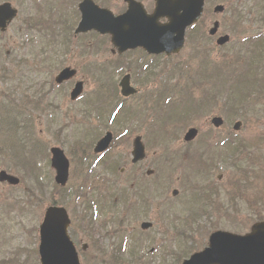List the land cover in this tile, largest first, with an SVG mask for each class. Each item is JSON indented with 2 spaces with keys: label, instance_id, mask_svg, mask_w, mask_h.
<instances>
[{
  "label": "rangeland",
  "instance_id": "rangeland-1",
  "mask_svg": "<svg viewBox=\"0 0 264 264\" xmlns=\"http://www.w3.org/2000/svg\"><path fill=\"white\" fill-rule=\"evenodd\" d=\"M104 1L106 4L111 5L110 8L115 13H118L123 7H125L124 0ZM8 2H11L14 7L18 8L19 15L23 18L26 16L34 17L35 15H41L45 19H51L50 25L53 27L52 29H57V34H66L70 38V42L68 41L64 44L61 42L62 37L59 40L57 39L58 42L53 47V49L46 53L42 50V41L46 39L45 37L40 36L39 38L29 39L28 37L23 36L22 38H19L21 37V34L18 33L20 24L18 20L9 26L5 33H0V46H3L5 51H8L9 55H12V57L15 56L16 60L23 58L26 59L27 67L29 68V70H26L23 66L15 68L10 65V69H12L16 76H20L21 73L23 75L21 77L13 78V81L7 84L0 82V101L6 97V93H9L8 91L10 89L14 91V97L12 98L13 100L19 99L22 94L32 96L34 95L35 91L40 88H42L43 91H47L50 88V82L53 81L55 75L62 68L71 67L77 70V75L71 82L63 85L60 88H55L52 90V95H48L46 98V102H52L53 100L54 104L59 106V109L55 111L51 110L48 112L49 115L46 116L42 115L41 112H34L35 114L33 113V129L38 135V146L40 144V148L42 150L49 151L50 147L58 146L64 150L65 154L71 161V150L69 145L70 141H72L74 138H77L78 136L85 137V133H87L89 129L97 127L98 130L96 136L93 138L94 141L92 143V145H95V142L100 139L106 131L112 132L113 135L119 134L122 131L119 128L120 122L126 125L129 124L128 122L131 123L127 126L128 132L123 137L126 139V143L123 145H113L112 150L109 151L105 157V159L111 157L112 160L119 162L116 173L112 174L109 171L102 170L101 166L95 162L96 159H89V162L96 163L94 173H97L98 175L102 174V177L107 178L110 181V198L108 197V203H105L104 212L98 215L99 222L106 220V228L102 229V234L119 228L121 236L122 234H127L125 240L130 250H132L133 247L131 246H133L136 241L138 242V247L140 248L141 243L145 252L153 249L150 251L151 258H147L152 259V264H178L176 263L177 261L175 257L172 255L167 257V260H164L162 248H160V250L157 249V247L162 244V246L164 245L163 247L165 248L168 246L173 252L178 251L179 249L176 248V246L178 247L179 242L176 241V246L174 245V247H171L173 244L171 241L172 238H174V234L176 232L179 233L178 235L185 233L187 236L184 238H186L188 243L192 242L189 240V237H193V244L194 247H196L195 249L201 250L204 246H206L208 236L211 232H213V230L222 229L233 233L244 234L249 231L250 226L254 223V220L258 216L264 217L262 201L264 195L260 194L257 190L251 189V185H246V187H248L244 193H241L240 196L237 195L232 198L233 200L231 202L228 201V196L226 194L225 188L223 189V186H225L226 182L231 179L233 171L235 170H231L229 165L217 161V166L214 172L211 173L212 170H210L208 175L206 174L207 176L205 177L203 176L205 173H198L194 166L189 171L187 169L183 170L182 167L185 168V166H181L180 163L181 160H183L182 164H184L190 156L189 153H192L194 149L199 147V142L205 133H210L212 137L217 140L231 132L234 135H238L236 137L237 140L242 141H248L247 139L249 137H261L260 146L258 148L260 150L255 152H260L259 155L260 159L262 160L260 166H264L263 98L259 104L254 106V110L252 112L236 110L232 117H229V115L226 117L224 116L225 112L223 108L222 96L223 90L221 86H210L208 81L211 79V77L209 76L204 77L203 79L205 80H202L201 78L203 85H207L206 87L209 89L207 93H210L213 96L214 94L216 95L214 96V101L211 99L208 100L213 101L211 108L201 117L196 115L190 120V123H188L187 126L182 129L177 123L174 122V114L176 112H171L170 114L166 115L167 117L160 123V127H156L153 133L155 134L156 130L161 131V129L164 127V131L166 133L168 131V133L171 134L173 133V128L175 129L178 126V132L176 133L174 142L169 146H166L168 143H165V146H160L154 144L151 137L148 138V147H150V149L148 150L146 161L140 165V167L137 166L132 168L129 165L132 140L135 136L140 135L146 142L145 139L147 138L146 132L148 128L145 127L144 124L147 122L150 124L155 115L152 117L150 113L151 111H149V105L147 104H149L150 101H147L145 105H142L147 106L145 109L141 108L143 109L141 115H138L134 118L131 117V119H128L127 115H124V119H122V121L121 117H116L113 122H109L108 128L103 126V124L98 121L99 119L96 118L98 113L97 110H93L89 113V115H85L84 108L88 105V99L92 95L93 91L98 90L97 83L92 78L94 73L89 70L90 66L95 62L103 63L105 61L111 60L115 55L111 53L112 47L109 44L104 46L101 51L96 49V52H94L96 37H98L97 35H94L93 37L92 35L88 34L85 36H79V38L73 36V30L79 21V13L77 17L75 14L76 5L79 1L76 0L75 2L70 3L67 9H63V4L58 0H41L39 5H37L39 2L37 0H8ZM141 2L148 8V10L153 7V2H151V0H142ZM217 2L219 3V1H215L216 4ZM232 2L233 3L230 7L227 4L222 3L225 5V11L221 15H208L205 18L204 26L206 33L211 27L212 21L218 20L220 22V33L229 35L231 39V42L221 49L216 47L214 40L208 41V46L212 51L210 54L211 59L216 62L221 60L228 61L226 58H228L233 52V48L239 46L238 42L240 39L246 35H249L252 29L257 28V26L251 27L249 23H245L243 30L246 32L244 33L241 31V33L236 34L228 30L227 26L229 23V16L231 14L240 12V19L244 22L252 21L253 19L249 12V9L251 8L250 0H232ZM211 5L212 0H209L210 13H212V9L215 4L212 6ZM65 6L67 5H64V7ZM234 11L236 12L233 13ZM66 15H68L70 18L67 24L68 28L65 29L63 33L62 28L64 25H62V21ZM74 21H76L75 25ZM40 28L42 30L46 29V32L52 31V29L49 30L48 27H43V25H41ZM46 32L43 30V33ZM189 52L190 48L186 41L184 48L178 55L170 57L163 56L156 59L154 61L155 65L152 69V72L147 75V78L149 79L147 81L148 84L146 83L145 85L141 86L139 84L140 80H135L136 84L133 82L139 89V95H142L148 90H153L155 93L159 92V89L165 90V88L162 87L164 84L168 85L169 87L172 85L179 87L181 90H177L178 96L185 94L188 90L194 97L200 96L203 92H205L201 91V88H192L191 85L187 89L185 79L180 77L179 74L176 75L180 64L184 63L185 60H189ZM190 54L192 55L193 53ZM142 57L143 53L136 51V53H131L127 59L136 60L140 58L139 60L141 61L143 60ZM147 57H145L143 61H150V58L148 59ZM41 58H43L42 62L40 61ZM191 59L193 60L191 61L193 67H197L199 62L194 58ZM161 69H163V73L160 72ZM169 70L175 71V74L171 75L167 72ZM154 73L156 74L153 76ZM122 75H114L110 82L114 83L115 87H117V82ZM75 81H83L84 94L80 100L73 103L69 100V93ZM206 87L203 86V88ZM118 97L121 99L119 94ZM135 100H137V98L127 101L126 103L132 104ZM85 102L86 106L84 107ZM81 108L83 111L80 110ZM138 108L139 107H136L135 111ZM109 109L110 108L105 109L104 113L101 114V120L106 121L107 116L111 111ZM50 115L53 116L54 120H51ZM217 115L224 118V124L221 128L214 129L210 125V119ZM118 116L120 115L118 114ZM239 119L242 122V128L237 134L232 132L231 128L233 123ZM129 120H132V122ZM142 120H144L145 123H143ZM190 127H195L199 131L197 139L191 143V148L190 146L185 147L182 140L183 134ZM21 129L22 127H20V130ZM59 130H61V133L57 134ZM5 133L6 132H2V129L0 128L1 137H4V135H6ZM22 134H24V132ZM87 141H91V139H87ZM119 141L120 140H118L116 143H119ZM21 142L25 143L26 140L22 139L20 143ZM171 148L180 151L187 150L188 153H180L178 156V152H172ZM38 152H41V150L39 149ZM1 155L6 161H8L10 158L7 155L6 149L4 147H1ZM36 157L39 158L38 156ZM205 159L207 160V158ZM49 160L50 156L47 160L42 159L40 167L43 171L42 177L44 181L53 183L54 171L50 168ZM72 161L73 163L70 165L68 187H71V193L73 194L80 183V178L77 177L78 164L74 158ZM230 161L231 159H229V162ZM248 164L249 162L247 157H244L240 162V165L243 167H248ZM4 165L5 163L3 164L1 158L0 170L5 169ZM164 165L165 168L163 167ZM156 167L158 168L156 169ZM161 167L164 168L163 171L161 170ZM147 170L152 171L149 176L146 175ZM183 171H186V173ZM9 173L17 177L20 176L14 171H10ZM128 176H131V180L127 182L126 179ZM200 176H203V178ZM189 179L192 180L193 185L198 186H201L202 183H207L209 181H211L212 184L216 183L219 188H221L219 197L212 193L209 196L210 202H208L206 199L204 200V204L202 203L201 206L199 204V206H196L194 209V205L197 204L199 198L197 196H192V198H190L189 195L188 197L186 196V192H189L190 189H192L191 186H188L185 182V180ZM252 180L253 179L251 178V183ZM137 183H144L145 186H150L153 188V191L152 193L146 195L149 197V199L147 198L145 203L140 201L137 196L133 198L131 203L138 201V203L133 206V208L137 206L136 211L133 210L135 213H137L133 214V211L128 213L125 211L126 206H124V203H127V201L124 202V198L126 197V193L128 195L136 189L135 186ZM19 189L21 190L15 189L6 184H0V260L2 258L14 259L22 257L24 254V248H34L37 251L38 234L32 231V227L40 223L44 208L42 209L41 214L38 213V210H36L35 214H22L19 209L17 211L16 209L18 207H13V200L15 196L18 197L19 194H22L23 187ZM173 189H177L179 191L176 197L171 196ZM227 189L230 188L227 187ZM116 190L124 194V198L118 196L115 193ZM93 194L95 195L97 193L95 192ZM215 202L224 205V210L230 218H224L219 215L221 212L215 210ZM69 206L71 207L72 204ZM167 206L172 207V210L176 208V210L173 211L176 214L179 213L178 209H181V216L175 218L176 214L173 212L169 210L165 212L164 210L167 208ZM66 209L70 214V208L67 207ZM188 209L191 210V213L186 212ZM163 214L165 215L163 216ZM39 215L41 216L38 222ZM35 216L37 217L35 218ZM161 216H163L162 221L160 219ZM119 220H122L121 224H119ZM172 220L173 223L170 224ZM144 221L151 222L152 227L146 231H141L140 224ZM164 221H167L166 226H164ZM169 239L170 243L167 242ZM73 241L78 250L81 263L93 264L94 261L92 258L95 257V252L97 249L93 246L92 241L88 240L85 235L79 233L77 230H75ZM118 241H120L118 236L103 238L102 245L104 247L110 248L111 245L116 244ZM28 264H39L38 257L36 259L30 256Z\"/></svg>",
  "mask_w": 264,
  "mask_h": 264
},
{
  "label": "water",
  "instance_id": "water-1",
  "mask_svg": "<svg viewBox=\"0 0 264 264\" xmlns=\"http://www.w3.org/2000/svg\"><path fill=\"white\" fill-rule=\"evenodd\" d=\"M153 14L147 15L141 4L134 0H126L128 6L125 13L114 16L106 9L96 6L91 0H84L79 5L81 21L76 33L94 30L101 35L109 34L113 45L119 53L128 49L141 47L151 54L170 55L178 52L184 43L186 28L195 24L203 10L204 0H154ZM216 12L222 11L217 7ZM15 16L9 5L0 6V30L4 31L7 22ZM165 18V23L159 20ZM217 25L210 31L214 34ZM227 37L220 38L217 43L224 44ZM74 75V71L64 69L56 77L61 83ZM122 95L134 93L128 86V77L121 83ZM82 83H77L72 91V98L80 94ZM215 126L221 124L220 119L212 121ZM237 129V126L235 127ZM196 131L191 129L185 140H191ZM112 136L107 133L96 145L94 153L106 150ZM51 166L56 171L55 182L64 187L68 179L69 163L62 150L51 149ZM133 162L143 157L142 147L137 139L134 143ZM0 181L17 184L12 176L0 173ZM69 218L62 207H48L39 227L38 253L40 264H80L77 252L71 242L67 227ZM146 228V225H143ZM182 264H264V222L254 224L251 232L245 236L218 232L210 237L209 246L202 252L193 254Z\"/></svg>",
  "mask_w": 264,
  "mask_h": 264
},
{
  "label": "trees",
  "instance_id": "trees-1",
  "mask_svg": "<svg viewBox=\"0 0 264 264\" xmlns=\"http://www.w3.org/2000/svg\"><path fill=\"white\" fill-rule=\"evenodd\" d=\"M224 2L229 1V0H222ZM231 24L229 25V30L233 33L239 34L241 32V21L238 18H232L231 16ZM195 29V30H194ZM194 32L189 35V41L191 43H193L195 40L196 43H200L202 44L201 47L196 46V44H194L193 46V50H192V57H194V59H196L199 62L198 68H189L187 67V76L186 79L190 82V84L192 83L194 86H198L199 84H201L202 80V74L206 73L207 76H210L209 73L212 74V78L214 77H219L217 78V80L222 84V85H229L233 79L230 81V76L227 75L226 78H223V70L226 68L228 69L230 66L228 63H226L225 61H223L220 65H216L215 63L212 62H208V55H209V51L207 49V42L205 40V37L203 38L199 31V27L197 28H193ZM209 73H208V72ZM236 87V86H234ZM243 97L245 99L246 94H243ZM4 111V109H3ZM5 114H7V118L8 119H12L13 116L10 114L9 110L5 111ZM17 119V118H16ZM15 125V122H12L11 124H8L7 126V133H13L12 128ZM32 135V134H31ZM73 155H75V158L78 162H81L83 160V157L85 155V152H82V154L77 155V151H73ZM32 155V153H30ZM19 166H23L24 169L29 170V168H31V173L32 176L33 174L35 175L36 179L38 180V177L36 175V165H35V160H34V156L32 155V157H29V159L27 158V154L24 152H21L20 158H19ZM25 164V165H24ZM35 170V171H34ZM39 181V180H38ZM37 186V190L40 191L39 186ZM27 195L28 197L32 198L34 201H36L39 204H36V206L42 207L44 204H46L45 202H47L48 204H63V203H67V196H68V191L67 190H62L59 188H55L54 191H50L47 189L48 192V196L47 199L43 196L44 193H41V195L39 196V198L36 199L35 196V190L32 186L29 187L28 189ZM46 192V191H45ZM80 192V191H79ZM76 194L78 195V193L76 192ZM80 194H82V196L84 195L82 192H80ZM38 197V195H37ZM80 197V195H79ZM114 233H112L111 235H114ZM107 251H103L101 252V257L100 258H95L94 259V264H129L130 261H127L125 258V253L123 251V247L121 245H117V246H112L109 250L106 249ZM133 255V254H131ZM185 255L184 252H180V253H176L175 254V258L179 261L181 259V257H183Z\"/></svg>",
  "mask_w": 264,
  "mask_h": 264
},
{
  "label": "flooded vegetation",
  "instance_id": "flooded-vegetation-1",
  "mask_svg": "<svg viewBox=\"0 0 264 264\" xmlns=\"http://www.w3.org/2000/svg\"><path fill=\"white\" fill-rule=\"evenodd\" d=\"M261 179L263 181V192H262V194L264 195V168H263V172L261 174ZM262 200L264 201V198Z\"/></svg>",
  "mask_w": 264,
  "mask_h": 264
}]
</instances>
